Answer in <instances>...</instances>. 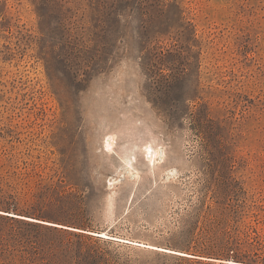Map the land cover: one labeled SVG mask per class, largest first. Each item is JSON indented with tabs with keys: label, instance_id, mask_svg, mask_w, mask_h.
Masks as SVG:
<instances>
[{
	"label": "rangeland",
	"instance_id": "374dc122",
	"mask_svg": "<svg viewBox=\"0 0 264 264\" xmlns=\"http://www.w3.org/2000/svg\"><path fill=\"white\" fill-rule=\"evenodd\" d=\"M0 210V264H264V0H0Z\"/></svg>",
	"mask_w": 264,
	"mask_h": 264
},
{
	"label": "bare ground",
	"instance_id": "6f19581e",
	"mask_svg": "<svg viewBox=\"0 0 264 264\" xmlns=\"http://www.w3.org/2000/svg\"><path fill=\"white\" fill-rule=\"evenodd\" d=\"M141 148L143 149V153H144L145 158H147V162H148L147 165L149 168H154L156 165H158V163L160 164V163L164 162V152L161 151L159 148H155V147L151 146L150 144L142 145ZM104 150L107 153L115 151V138L113 136L109 137L105 141ZM119 158L121 160L120 161L121 167H129L130 168L129 174L134 175L136 173V175H137V172H139V171L137 170L136 165H135L136 145H134L133 147L126 148L122 153H119ZM0 213L9 214L12 216H18V217L29 219V220L40 221L36 218L25 216V215H19V214H16L14 212H7V211L0 210ZM46 223H49V222H46ZM59 226H61V225H59ZM65 227L68 228L69 226H65ZM70 228H72V226ZM89 232L92 234H95V235H99L101 237L113 238V239H118V240H122V241H126V242H134L138 245L151 246V247H155V248L159 247V246H155L151 243H146L144 241H138V240L124 238V237H120V236H116V235H111V234H108L104 231L103 232L89 231ZM167 250L179 253L181 255L193 256L192 254H188V253L183 252V251H176V250H172V249H167ZM229 262H232L235 264H251V263H245V262H237L234 260H230Z\"/></svg>",
	"mask_w": 264,
	"mask_h": 264
}]
</instances>
